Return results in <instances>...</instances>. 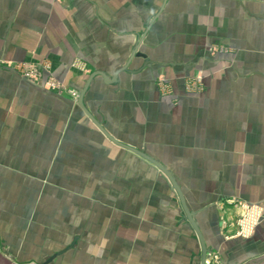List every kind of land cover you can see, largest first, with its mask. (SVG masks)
<instances>
[{
  "label": "crops",
  "instance_id": "obj_1",
  "mask_svg": "<svg viewBox=\"0 0 264 264\" xmlns=\"http://www.w3.org/2000/svg\"><path fill=\"white\" fill-rule=\"evenodd\" d=\"M163 2L0 0V62L43 63L81 92L93 72L111 79L128 62ZM216 40L241 54L210 55ZM138 53L115 82L93 78L85 108L167 168L208 256L241 264L261 254L264 220L245 241L225 237L234 199L264 207V0H167ZM200 73L203 85L186 92ZM13 198L32 213L0 222L25 218L33 251L46 234L60 247L48 264L201 263L163 173L110 141L78 103L0 66V202Z\"/></svg>",
  "mask_w": 264,
  "mask_h": 264
},
{
  "label": "rangeland",
  "instance_id": "obj_2",
  "mask_svg": "<svg viewBox=\"0 0 264 264\" xmlns=\"http://www.w3.org/2000/svg\"><path fill=\"white\" fill-rule=\"evenodd\" d=\"M58 2L60 0H57ZM152 13L150 15L151 17L149 18L150 20L157 14ZM154 15V16H153ZM147 21V20H146ZM143 34V33H142ZM207 52L210 55H214L217 58L218 57H223L226 55L231 54V56L237 57V55L241 54V48L239 46H231L228 44H224L221 40H216L215 42L207 45L205 47ZM226 67L231 65L230 63L225 64ZM0 66H3L7 68L8 70H13L14 72H17L20 74L25 80H28L31 83H36L42 88L54 92L57 94L59 98H62V100H70L74 103H77L78 97H79V90L70 87L66 83H64L62 80H59L53 73L52 69L50 66L44 65L43 63H31V62H18V61H1ZM204 75L203 73L198 75V78L196 79H190L187 80L186 82L188 83L189 86L185 88V91L188 93L191 92H196L197 88H200L203 83H204ZM160 85L161 92L164 96H168L173 94V88L169 83L163 82L161 80L158 81ZM195 82V83H194ZM192 84V87H191ZM9 178H12L15 180V175L9 176ZM13 197L12 195H9V198ZM14 198L9 202H0V214H7L10 216H23L26 215V213L31 214L32 211L30 212V205H16L14 203ZM234 202L236 203L235 206L236 210L234 209L233 213L231 214L232 219L231 221L227 223L233 224L234 228L231 233V235H227L225 238L227 240H244L249 239L251 236H253V233L255 232L256 228L263 222L264 220V207L261 205L257 204H248L245 201H241L239 199H234ZM234 205V204H233ZM249 206V210H251L252 207H257L259 210H261V213L259 214L253 212L252 214L254 215L255 221L253 222V215L251 214V218L246 221L245 218H247L248 213L245 211V207ZM234 207V206H233ZM21 216V217H22ZM7 219V218H6ZM13 218H8V223H2L0 222V256H2L4 259L9 261L12 264H42L46 259H48L52 253L59 249L60 247H54L52 244L50 245L49 239L47 238L46 234L44 236H40V247H37L34 251L33 249L31 250L32 246L26 245L27 242H29L28 239V234H27V229L29 228L30 224L25 222V218L22 220L19 218V222H11ZM15 219V218H14ZM245 220V221H244ZM240 221V222H238ZM252 223V224H251ZM225 224V223H224ZM223 224V225H224ZM222 225V223H221ZM243 225V230L241 231V226ZM248 225L253 226L252 228L248 227ZM7 226V229H6ZM43 226H46L44 224ZM246 227V228H244ZM46 230V229H45ZM241 231V232H240ZM245 234L243 237L242 235ZM242 233V235H241ZM24 245V247H23ZM26 246V247H25ZM29 247V249L27 248ZM212 255L213 263L215 264H221V257L219 254L218 258L219 261H216L214 254ZM264 255V252L261 254L256 255L254 258H248L241 264H245L249 260L255 259L257 257H260ZM208 258V257H207Z\"/></svg>",
  "mask_w": 264,
  "mask_h": 264
},
{
  "label": "water",
  "instance_id": "obj_3",
  "mask_svg": "<svg viewBox=\"0 0 264 264\" xmlns=\"http://www.w3.org/2000/svg\"><path fill=\"white\" fill-rule=\"evenodd\" d=\"M167 0H164L163 2V5H162V8L160 9V11L148 22V25L144 31V33L139 37V41L137 42V44L134 46V49L132 50L131 52V55H130V58L128 60V62L122 67L120 68L119 70H117L114 74V76L109 79L107 78V76L101 72V71H96V72H93L87 82H86V85L85 87L83 88V90L80 92L79 94V97H78V105L81 107V109L85 112V114L90 118V120L97 126V128L110 140L112 141L114 144L122 147V148H125L131 152H133L134 154L140 156L141 158L145 159L146 161L150 162L152 165H154L161 173H163V175L169 180L170 184H171V187L172 189L176 192L180 202H181V206H182V209H183V212L185 214V217L187 218L189 224L191 225V227L193 228V230L195 231V233L197 234L198 236V239H199V242H200V245H201V263L200 264H206V260H207V257H208V254H209V250L208 248L206 247L205 245V241H204V238H203V235L199 229V227L197 226L194 218H193V214L188 210L187 208V205H186V202H185V198L183 196V193L179 187V185L177 184L175 178L171 175V173L167 170V168H165L164 166H162L157 160L151 158L150 156H148L147 154H145L144 152L134 148V147H131V146H128L126 144H123L119 141H117L116 139H114L106 130L105 128L94 118V116L85 108V105H84V95L91 83V81L93 80V78L95 76H101L103 79H104V82L107 83V84H110L112 82H115L116 81V78L118 76V74L121 72V71H124V70H127L128 68V65L129 63L131 62V60L135 57V56H140L141 54L138 53V49H139V46L141 44V42L143 41L144 37L146 36V34L148 33L149 29L151 28V25L153 24V22L155 21V19L158 17V15L162 12V9L163 7L165 6V3H166ZM63 253L62 252H59V254ZM56 255L54 256H51L48 260H46L44 263L42 264H48L49 262L53 261L55 259ZM0 264H12L10 263L9 261H7L6 259H4L2 256H0ZM32 264V263H31ZM245 264H264V255L260 256V257H257L255 259H252V260H249L248 262H246Z\"/></svg>",
  "mask_w": 264,
  "mask_h": 264
},
{
  "label": "built area",
  "instance_id": "obj_4",
  "mask_svg": "<svg viewBox=\"0 0 264 264\" xmlns=\"http://www.w3.org/2000/svg\"><path fill=\"white\" fill-rule=\"evenodd\" d=\"M249 206H246L244 209H245V211L248 213V216H247V218H245L246 219V221L249 219V217L251 218V214L253 213V212H255L256 211V213H258L259 212V214L261 213V210H259L257 207H252L251 208V210H249ZM253 215V214H252ZM253 217V219L255 218L254 217V215L252 216ZM250 220V219H249ZM245 221V220H244ZM255 221V219L253 220V222ZM238 222H240V221H238ZM252 224V223H251ZM248 227L250 228H252L253 226H251V225H248ZM243 228V225L241 226V231L243 230L242 229ZM244 228H246V227H244ZM240 231V232H241ZM245 234H246V232L242 235V233H241V235L244 237L245 236ZM214 258L216 259V261H219V258H218V255L216 254L215 256H214ZM206 264H215V263H213V259H212V255H209L208 256V258H207V260H206Z\"/></svg>",
  "mask_w": 264,
  "mask_h": 264
}]
</instances>
